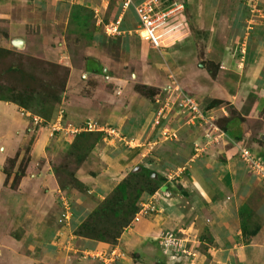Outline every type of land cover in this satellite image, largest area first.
I'll return each mask as SVG.
<instances>
[{
    "label": "crops",
    "instance_id": "1",
    "mask_svg": "<svg viewBox=\"0 0 264 264\" xmlns=\"http://www.w3.org/2000/svg\"><path fill=\"white\" fill-rule=\"evenodd\" d=\"M33 1L40 3L39 0ZM139 1L142 0H134V3ZM61 2L66 6L62 22L58 20L55 25H50L46 16L45 25L38 20V16H33L31 25L38 30L35 33L38 44L36 55L56 61L60 54L61 59L56 62L67 67L62 95L58 101L50 104L47 117L35 130L28 128L26 114L15 103L0 100V201L7 202L10 197L16 196L18 202L13 211L9 209L11 201L9 205L3 203L0 209L3 219L0 218V221L4 224L11 223L10 226L20 225L23 230H20V239L15 241L17 244L14 249L6 247L4 236L8 235L3 234L0 239V244H5L3 250L11 253H7L9 259L16 264L17 261L20 264H35L36 255L27 256L29 250L26 249L29 248L40 251L45 257L36 258L49 261L48 264H54V261L49 260L50 257H57L61 264H88L92 258L74 257V247L68 239L63 240L64 247L59 250L58 245L55 246L48 238L47 241H40L41 235L38 233L46 232L48 237L58 233L55 223H58L57 217L60 215L65 221L62 225L66 226L64 231L72 230L91 211L96 200L106 195L111 184L122 179L130 167L139 163L164 178V182L169 185L178 186L180 190L171 191L162 182L153 192H142L140 201L137 202L138 212L130 225L121 232L116 243L85 239L83 249L92 253L101 251L104 263L111 261V264H264V180H259L238 154L239 148L243 147L249 151L256 150L264 156V117L261 118L259 130L252 137H247L248 128L245 125H238L240 135L232 134V130L239 128H232L231 124L225 129L219 126L220 132H215L207 129L204 124H191L184 118H179L171 108L170 117L182 121L171 120L177 130V138L168 140L165 143L167 147L158 150V146L152 147L151 142L147 146L142 142L145 136L150 135L148 128L149 122L154 121L156 98L161 100L163 97L159 98L160 95L175 87L195 98V94L200 93L202 100L206 97L228 100V104H233L238 112H247V116L258 119L255 109L259 106L264 110V21L250 23L251 26L256 25L250 31L251 35L249 33L242 36V28L233 33V37L237 33L242 36L244 58L251 68L250 73H243V78L246 74V80L238 81L237 87L244 85L257 93L252 102L249 101L248 107H242V100L237 103L236 96L245 94L246 89H234L226 93L219 84L221 76L218 73H206L201 66L194 65L199 51L193 32L203 28L202 20L193 8L194 1L185 2L186 9L192 6L189 11L193 17L189 19L193 32L188 30L189 15L184 13L188 32L164 47L165 49L161 48L162 50L135 34L136 16L132 7L123 11L118 7L113 12L106 13L107 0H74V3L72 0H60L57 7ZM77 2L79 6H83L80 20L85 23L80 28L73 26V21L75 23L79 20V13L76 12L77 16L74 13ZM207 3L206 0L202 2L201 13L205 18H210L208 25L212 28L219 25V31L221 29L220 32L226 35L224 42L231 44L228 39L231 40L232 33L225 34L228 27L233 25L229 9H224L226 12H222L220 16L221 9L216 8L217 3L212 8ZM8 4L9 0L0 1V17L6 15ZM218 16L221 23L216 24ZM110 21L116 23L115 34H108L104 29V23ZM208 35L210 40L211 34ZM55 42L56 46L50 45ZM213 42L218 47L222 46L219 44V37H216V41L211 39L209 46L203 48L201 56L205 53L209 57L214 54ZM164 83V87L159 88ZM137 85L155 89V98L149 101L147 96L138 94L139 91L135 88ZM157 88L159 89L156 90ZM128 98H132L134 102L140 98V103L144 106L140 114H137L139 107L126 115L119 111L123 100L127 101ZM197 101L202 107L200 101ZM205 103L207 102H203ZM59 114L64 117L60 119L61 124L76 126L91 122L102 126L114 121L117 126L118 144L110 138L105 139L103 135L74 170L73 176L85 186L86 194L73 188L69 191L67 188L59 189L50 170L52 165L48 154L55 147L60 150L68 149L73 138L71 134L51 132L50 124ZM31 133L33 136L24 151L26 160L21 165L29 168L33 163L39 164L36 166L37 172L27 174L16 171L13 183L5 185L4 178L7 174L2 170L4 160L27 144ZM106 145L110 148L106 149ZM172 182L175 184L172 185ZM254 188L262 196L254 205L261 224L253 235L248 236L241 232L238 209L246 203ZM56 192L66 201L55 204ZM51 206L56 211V217L49 212ZM46 215L50 220H45V224L41 225L40 219ZM51 221L53 223L48 226ZM203 227L208 232V242L200 240ZM166 231L177 238L178 248L182 251L175 248L170 252L171 255H160L161 248L157 239ZM24 236L30 240L27 247L21 240ZM18 242L23 244V249L20 250L22 244ZM18 252L23 254L20 256ZM96 261L100 260L97 258ZM97 262L94 264H98Z\"/></svg>",
    "mask_w": 264,
    "mask_h": 264
},
{
    "label": "rangeland",
    "instance_id": "2",
    "mask_svg": "<svg viewBox=\"0 0 264 264\" xmlns=\"http://www.w3.org/2000/svg\"><path fill=\"white\" fill-rule=\"evenodd\" d=\"M0 1H3V0H0ZM39 1L40 3L34 2L33 0H9V4L7 5L6 15L0 17V97H3V98L6 97L7 99L6 101L15 103L17 105L16 107H18V109L22 113L24 112V114H26L28 128L31 127L33 129L34 128L36 129L41 123H43V120H45L47 116L45 118L39 117L40 121H38L36 125H33V123L31 122V116L35 114H32L30 110L28 109H32L33 112L37 113L38 109H40L41 107L46 109V106L49 103L52 104L58 101L60 95H62L61 94L62 92H60V87L65 77V74L67 73V67L61 64L60 62H56L57 60L61 59L60 54L57 55L56 61L43 58L42 55H36L37 50H38V44H37L35 33L37 34L38 30L36 28L33 29L34 25H31L32 24L31 17L33 16L34 17L38 16L39 18L38 17L36 18H38V20L40 19V22L45 23V25H46V16L49 19L50 25H55L56 24L55 22H57L58 20L62 22V18L64 17V14L66 12V6L65 5L63 6L62 5L63 2H61V5H58L57 7V3H60V0H39ZM168 1H177V0H167V2ZM192 1H194L193 3L195 7L193 6V8H195L196 11L198 12L199 14L198 16H199V19L202 20L201 22H202V27H203L193 32L194 29L190 25V19H192L193 15H191L192 13L191 11H189L192 6H189L190 8L188 9L187 7L186 9L185 4H183L184 13H188L189 15L188 19L190 18L189 19L190 27L188 30L191 33L193 32L195 35L194 37L197 39L195 44H196V47L199 53H198V56L196 57V60L194 61V65L201 66V68H203L205 72L207 71L211 74L218 73L221 76L220 77L221 80L219 84L222 85V89H224L226 93L232 92L234 91V89H239V90L241 89L242 91L246 89L245 94L243 95L239 94L236 96V99H237L236 102L239 103L242 100V103H243V105L241 104L242 107H248L249 101L252 102L253 100L252 98H254L257 95V93L256 94L253 93L252 92L253 89L251 88L248 89V87H245L244 85L240 88L237 87L238 81L242 82V80H246V74H245V77L243 78L244 76L243 73H250L251 71L250 66L247 65L249 62H246V59L244 58V55H245L244 43L241 37L245 35L247 36L249 35V33L251 35V32H252L251 29L253 30V28L256 25L254 24L251 26L250 23L253 24L254 22H258L260 20L264 21V6H261V4H264L262 3L263 0H206L208 1L207 3L208 7H211V8L215 6V3H217L216 8L221 9L219 12L220 14L224 12V9L226 8L229 9L230 17L232 18L231 20H232L233 25L231 27L230 26L228 27L225 34L232 33L231 40L227 38L231 42V44L228 41L224 42L225 41L224 39H226V35H223L224 33L220 32L221 29L219 31L218 28H221L219 25H218L219 27L216 25L213 28L208 25L210 23L209 22L210 18H205L206 16L201 13V9L203 7L202 2H204V0H192ZM72 2L74 3V0H72ZM184 2H186V0ZM40 5H43V6H40ZM106 7H107L106 13L113 12L115 8L119 7L118 1L117 0H107ZM74 10H75L74 12L75 14L76 12L79 13L78 16L76 14L79 20L75 23L73 21V24H75L73 26L79 27V28L83 27L85 23H81L82 20H80L83 6L81 5L79 6V3L77 2V4L74 6ZM222 14L220 16H222ZM220 16H218L219 19L218 17H215L216 19H218L217 21H215L216 24L221 23ZM206 26L207 28H205ZM239 28L243 29V33H241L242 36L238 35L237 33L233 37V33L239 30ZM208 33L211 34L210 36L211 38L209 39L210 40L212 39V41L213 39H215L216 41V37H219V44L222 45L218 47L219 45L214 44L213 42L214 46L212 47V50H214V54H212L210 57L206 56V53L201 56V52L203 48L205 49V47L209 46V43H210V40H208V37H209ZM108 34H112V33H108ZM135 34L138 36L137 31H135ZM38 41H40V38ZM50 45L56 46V42L50 43ZM224 46L226 47L224 48ZM213 55L215 58H213ZM164 85L165 83L161 85V87L159 88L164 87ZM135 88L139 91L138 94L147 96V99L149 98V101H152L155 98V94H156L155 89H148L146 87L138 86V85L135 86ZM159 88H157L156 90H158ZM58 93H59L58 99L50 102L51 96L55 95L57 97ZM167 94L168 93L166 94L163 93V95H160L159 98L166 97ZM199 94L200 93H198V95L195 94L197 96L196 99L200 101L203 109L205 108L209 110L215 118L214 120H215L216 125L211 128L208 127V129H212L215 132H219L220 130L219 126L228 127V124H231L232 128H234V126L237 127V129L239 128V130H235V131L231 129L232 134L240 135L241 131L238 125H242L241 127L245 125V127H247L248 130L251 132L250 134V132L247 130L248 132L246 133L248 135L247 137L249 136L252 137L253 133L259 130L262 124L261 118L264 117V110H261L259 106L255 109L256 116L259 118L258 119L256 118L255 120L253 116L251 115L247 116L248 115L247 112L245 114L240 113V111L238 112V110L234 108L233 104H230V105L228 104V100H224V99L215 100L217 101V103L213 104L212 103L213 98L210 99L208 97L206 98L203 97L205 100L204 99L202 100ZM130 96H133V94L130 93ZM203 102H207V103L203 104ZM26 105H30V106L26 108L27 107ZM163 105H160L159 103L154 104V106H156L157 109L159 108V106H163ZM142 107L144 106H142V104L140 103V98H138V100H136L135 102L132 98L130 99L128 98L127 101L126 99L123 100V105L119 106V111L126 115L127 113H130V111L134 109L137 110L138 108L137 114L138 113L140 114L141 110L143 109ZM49 108H50V105L47 108V112H46L47 115H48ZM40 113H42V111ZM171 113H172V109L170 106L169 110L165 111V116L163 119H161V121H158L157 123H155L154 121L149 122L148 130H150V135L145 136L144 141H142L144 146H147V143L151 142L152 143L151 145H153L152 147L156 148L158 146L156 148L157 150L159 148L163 149L165 146V143L169 142L168 140H175L177 138V130H176V136L170 139L169 138L163 139L162 135L160 134L161 129L165 127L174 128L173 127L174 124L172 125L171 120H174L176 122L179 121V119H176V117L175 118L170 117ZM60 119H64V117L62 116ZM179 122H182V121H179ZM85 123L86 122H83L76 126L73 125V127L84 126ZM194 123L198 125L197 122H194ZM91 124L94 126V129H96L94 131H102L101 132L102 135L101 137H99L98 140H101L102 136L104 135L106 137L105 139L109 140L110 138L112 139V141H114V143L118 144V142H116L117 141L116 139L118 137V131L116 130L117 126L114 124V121L107 122L105 125L103 124L102 126H100L99 124L96 125L94 123H91ZM181 124L183 123H180V125ZM62 125H68V124H62ZM47 126L49 128V125ZM69 126H72V125H69ZM215 127L217 130L218 129L219 130L217 131ZM255 128H257V130ZM50 130L51 132L53 131L56 132L55 130H52V129ZM32 136H33V133H31L27 144L23 145L21 149L19 148L16 152H14V154L8 155L6 159L4 160V165L2 166L3 167L2 170L4 171L5 174H7V176L4 178L5 185H9L13 183V178H15L14 176H15L16 171L17 172L21 171L27 174L28 173L31 174V172L32 173L37 172L38 167L36 166H39V164L36 165L33 163V165L31 164L29 168H24L21 165L26 160L24 151H26V149L28 148L27 146H28V143H30ZM74 138L75 137H73L71 141ZM86 141H87L86 138H82V139L76 138L75 140H73V142L71 143L72 144L71 147L69 146L68 149L60 150L59 148L55 147L48 154V157H49L48 160L50 164L52 165L50 170L53 173L54 181L56 185L59 187V189L67 188V190L69 191L70 188H73L79 192L85 193V190H84L85 186L82 183H80L78 180L74 179L71 176V174H74V170L76 169L77 164H79L81 160H84L86 158L85 156L86 153L84 155V152H86L84 150L85 149L84 144L86 143ZM105 148L108 149L110 147L106 145ZM253 151L255 153L261 154L260 152H257L256 150H253ZM253 151H249V152L254 153ZM239 153L240 152H238V154ZM140 167L145 168L144 166L138 163L135 166L130 167L125 172V175L123 176V178L126 177L127 179H130V181L132 180L136 181L134 183V186L130 188V192H133V190H136L138 188H141V189L145 188L146 191L147 189L152 188V183L141 176L142 171ZM130 173H134L133 174L134 176L130 177ZM255 175L259 180H264V172L262 173V175L257 174L255 172ZM152 176H154V178H157L155 174H152ZM120 180H117V181L119 182ZM117 181H115L114 184H111L110 190L118 183ZM172 183H173L172 185L175 184L174 182ZM172 187L175 188L176 190H180L178 186L174 185ZM257 190L258 189H255V188L252 189V193L246 199V203H243V204H246L248 207H250L254 213H255L254 205L259 202L260 198H262L261 194ZM43 192L44 191H41V193ZM62 195H65V192H62ZM139 197L137 199L138 203L140 201ZM9 200L11 201V204H12L11 205L12 207L10 206L9 209L13 211V208L16 209L15 205L18 204V202H16L17 201L16 196L10 197ZM99 200H96V203ZM4 201L5 200L0 201L1 203L0 209H2L3 203H6L7 205H9L8 203L10 201H7V202H4ZM64 201L66 200L62 199V197H59V193L56 192L55 197H54V203L59 204L58 202H64ZM53 209L54 207L53 208L52 206L51 208L49 207V212L53 216L56 217V214H54V212L56 211ZM10 212L11 211L8 212V216ZM255 215L258 216L256 213ZM0 218H2V212L0 213ZM40 220H41L40 224L42 225V224H45V220H50V218L48 217V215H46V216H42ZM57 222L58 223H55L56 225L55 228H58L60 233L55 232L54 236L48 237L46 236V232H39L38 235H41L39 237L40 241H44V240L47 241L49 239V241L51 240L50 241L51 243H55V246L58 245L57 247L59 248V250H61L64 247L62 245V243L64 242L63 240L68 239L69 241H71V244H72L71 246L74 247L73 249L74 257H77V258H79L78 256H81V257L87 256L86 258L91 257L92 259L89 258L90 262H87L88 264L96 263L97 258L100 260L97 262L98 264H100V262H102V264H108V263H104L105 261L101 259V256H102L101 251H96L95 253H92L91 251L83 249L85 247L84 245V242H86L85 239L93 240V241H98V240L75 235L74 230L80 222L77 223L76 226L72 228V230H66V231H64L66 229V226L64 227L62 226L64 225L65 221L63 220V217L61 215L60 217H57ZM52 223L53 222L51 221L47 225L51 226L50 224ZM10 225L11 223L6 222L4 224L3 222L1 223L0 221V226H2L0 229V232H2V235H0V239L2 238V236H4L3 234L8 235V236H4L6 247L10 246L11 247L10 249L12 248L14 249L17 244L15 241L20 239L18 235L23 230L20 229L19 227L20 225L19 226L17 225L10 226ZM22 227L24 228L25 226L22 225ZM200 233L202 234V235L200 234V236H205V235L206 237L208 236V232L205 227L202 228ZM78 237H82L83 239H80ZM21 240L25 247H27L26 245H29L30 240L26 238V236L22 237ZM99 242H102V241H99ZM18 244H22V243L18 242ZM23 244L20 250L23 249ZM3 246H5V244L4 245L3 243L0 244V264H16L15 261H11L9 259L7 253H10V252L8 251L6 253V251L3 250ZM26 250H29L27 256H32V257H34L35 255L38 257L44 256L40 251H36L35 249L28 248ZM18 253L20 254V256L23 254L21 252H18ZM36 256L34 259L35 264H48L47 262L49 261L45 262V260L43 259L38 260ZM50 256H53V255L51 254ZM49 260H51L52 262L54 261L53 262L54 264H61V261H58L59 259H57V257L56 258L50 257ZM17 264H20V263L17 261Z\"/></svg>",
    "mask_w": 264,
    "mask_h": 264
},
{
    "label": "built area",
    "instance_id": "3",
    "mask_svg": "<svg viewBox=\"0 0 264 264\" xmlns=\"http://www.w3.org/2000/svg\"><path fill=\"white\" fill-rule=\"evenodd\" d=\"M117 1L121 11L130 7L133 8L136 16L137 34L142 39L147 40L149 44L155 48H164L188 32L185 24L183 2L181 0L168 2L167 0H142L138 3H134V0ZM103 26L107 33L113 34L117 32L116 23L114 21L104 23ZM156 103L160 105L164 104L165 106H159L158 109L157 107L155 108V123L164 118L165 111L169 110L171 106L176 116L184 118L185 121L191 124L194 122H197V124H204L207 129L208 127L211 128L216 125L215 118L209 110L200 107L194 96L186 94L177 87H175L174 90L168 91V94L166 97H163V99H156ZM60 117L61 114L51 123L52 130L63 134H71L73 136L82 131L89 132L96 130L89 122H86L84 126L80 127L62 125L60 123ZM38 121H40L39 116H31L33 125H36ZM160 134L163 139H170L176 136V130L172 127H165L161 129ZM238 152H240L239 157L248 165V168L252 172L262 175L264 172L263 155L255 152L250 153L248 149L243 147L239 148ZM157 244L161 248L163 254L171 255L170 252L175 248L176 250H181V248H178L180 246L177 238L169 231L159 235ZM106 263L111 264V261Z\"/></svg>",
    "mask_w": 264,
    "mask_h": 264
},
{
    "label": "trees",
    "instance_id": "4",
    "mask_svg": "<svg viewBox=\"0 0 264 264\" xmlns=\"http://www.w3.org/2000/svg\"><path fill=\"white\" fill-rule=\"evenodd\" d=\"M181 1L183 2V4H185L184 0ZM64 80L65 77L62 81L60 92H62ZM58 97L59 93L57 97L55 95H52L50 102L57 100ZM0 99L7 100L6 97H0ZM212 103L215 104L217 103V101L212 100ZM49 105L50 103L46 106V109L41 107L40 109H38L37 113L33 112L32 109L28 110H30L32 114H35L41 118H45L47 116L46 112ZM26 106V108H28L30 105ZM41 111L42 113H40ZM222 128L225 129L224 126ZM101 135L102 133L100 131H82L78 134H75L73 136L75 137L73 140H75L76 138L87 139L86 143L84 144V150L86 151L84 152L85 155V153H87V151L96 143ZM73 140L71 141V143L73 142ZM71 145L72 144H70V147ZM140 169L142 171L141 176L152 183V188L147 189V191L145 190V188H138L136 190H133V192H130V188L134 186V183L136 181H130V179H127L126 177L122 178L109 192L106 193V195L102 199H100L96 203L93 209H91V211L86 214V216L76 226L74 234L113 244L117 241L123 229L129 225V223L137 213V199L142 192L151 193L156 188H158L162 182L164 183L166 188L170 189L171 191L175 190V188L169 185V183L163 181L164 178L157 175L152 170L141 167ZM133 174L134 173H130V177H133ZM152 174H155L157 178H154ZM71 176L74 178L73 174H71ZM238 215L240 219L239 225L242 234L248 236L253 235L258 230L261 224V220L246 204L240 205L238 209ZM204 239L205 242H208L210 240L209 237L200 236V240ZM160 255H162V252L160 253Z\"/></svg>",
    "mask_w": 264,
    "mask_h": 264
}]
</instances>
